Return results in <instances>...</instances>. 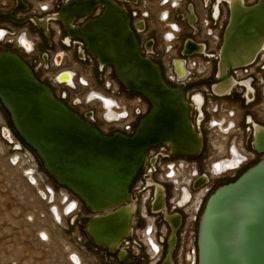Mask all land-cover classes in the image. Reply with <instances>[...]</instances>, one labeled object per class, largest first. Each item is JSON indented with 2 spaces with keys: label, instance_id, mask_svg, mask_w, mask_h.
<instances>
[{
  "label": "built area",
  "instance_id": "built-area-1",
  "mask_svg": "<svg viewBox=\"0 0 264 264\" xmlns=\"http://www.w3.org/2000/svg\"><path fill=\"white\" fill-rule=\"evenodd\" d=\"M23 1L26 9L17 10L16 16L25 17L27 21L17 24L0 20V29L6 31L1 43L8 45L6 49L16 53L34 75H39V78L35 77L49 87L55 98L102 135H132L139 120L149 111L148 101L135 92L123 94L112 66L99 65L86 51L84 42L69 36L57 20H47L51 41L50 45L47 44L43 32L35 27L31 18H48L58 11L62 0ZM115 1L129 15L141 54L149 58L156 54L159 57L156 63L164 81L184 89L183 96L190 107L191 125L200 134L202 144L200 152L192 157L173 155L166 143L149 146L144 163L130 186L129 203L133 204L134 212L128 232L119 240L114 253L92 245L95 250L113 255L118 264H125L117 258L119 251L132 258L131 264L139 257H144L146 264H160L170 234L166 217L178 214L180 222L176 230L173 264H197L198 222L206 199L218 181L234 178L261 156L253 147V134L255 124L264 126V50L259 51L255 63L232 67L229 73L233 83L229 92L218 95L212 90V80L216 78L217 50L226 23L228 9L225 2ZM14 7L15 0H0V13H8ZM101 10V6H95L90 14L75 18V25L98 16ZM191 15L194 20L189 23ZM139 22H142L143 29L135 27ZM30 28L35 32H30ZM23 37L30 41V48L24 44ZM187 40L200 45L201 50L183 53ZM148 41L152 42L149 51L145 49ZM43 42L45 47L41 48ZM175 60L182 62L184 76L177 74ZM94 65L99 73H103L102 89L92 78ZM67 72L72 74L69 81L61 78ZM94 92L102 93L105 95L103 98H111L113 104L107 108L102 97L94 95L91 98L90 94ZM3 130L0 131L1 136L7 140ZM13 147L14 150H21V144H14ZM24 151L31 159L30 166L24 169V174L29 177L37 173L39 164L30 150ZM201 178L205 180L195 186ZM60 187L63 189L55 193L53 187L45 186L43 196H57L60 217L66 219L67 226L74 227L78 241L82 239L77 228L81 219L87 221L96 215H109L118 206L91 210L70 189L63 185ZM158 188L163 190L164 203L161 208L153 210ZM84 236L87 238L85 233ZM37 239L47 242L49 235L42 232Z\"/></svg>",
  "mask_w": 264,
  "mask_h": 264
},
{
  "label": "water",
  "instance_id": "water-1",
  "mask_svg": "<svg viewBox=\"0 0 264 264\" xmlns=\"http://www.w3.org/2000/svg\"><path fill=\"white\" fill-rule=\"evenodd\" d=\"M95 6L102 8L98 16L71 25L78 16L90 14ZM25 9L23 0H15V7L0 13V20L24 23L27 19L15 14ZM58 14L63 30L82 40L99 65L112 66L123 88L148 101V113L139 120L132 135L104 136L55 98L9 49L0 51V103L15 132L59 185L70 189L91 210L118 205L112 214L88 219L84 225V233L93 245L114 253L133 219L130 186L144 163L147 148L166 143L173 155L192 157L200 152L202 140L191 125L184 89L168 85L159 65L141 54L125 8L115 0H62ZM31 19L50 45L47 26L38 24L41 19L37 17ZM193 20L191 15L189 23ZM135 27L143 29L142 22ZM237 38L257 40V44L264 40V0L244 8L229 6L216 78L212 80V90L218 95L229 92V71L235 66L227 54L235 52ZM151 44L145 43L147 51ZM200 50V45L187 40L183 53ZM177 63L182 68V73L177 74L184 76L182 62L175 60V67ZM253 147L261 153L260 158L236 179L218 186L205 202L198 222L197 264H264V126L260 124L254 125ZM204 180L201 178L195 186ZM163 203L164 193L158 188L152 209L161 208ZM166 219L170 234L160 264H173L180 216L174 214ZM97 227L100 241L93 235ZM110 242L114 245L110 246ZM117 258L125 264L133 262L123 251L117 253Z\"/></svg>",
  "mask_w": 264,
  "mask_h": 264
},
{
  "label": "rangeland",
  "instance_id": "rangeland-1",
  "mask_svg": "<svg viewBox=\"0 0 264 264\" xmlns=\"http://www.w3.org/2000/svg\"><path fill=\"white\" fill-rule=\"evenodd\" d=\"M254 1L245 0L246 4ZM30 32H35V29L30 28ZM6 47L8 45L0 42V51ZM40 47H45L44 42ZM151 59L159 62L156 54ZM35 76L39 78L38 74ZM92 78L102 89L103 73H99L95 65L92 67ZM120 91L132 94L122 86ZM10 124L9 116L0 104V131L8 128L11 135V142H8L0 133V264H78L73 256H77L81 264H118L113 255L95 250L84 236L86 220L81 219L77 223L79 235H82L81 241H78L74 227L67 226L66 219L60 217L57 196L44 197L45 186L53 187L55 193L63 189L53 177L40 166L36 174L29 177L24 174L31 160L24 149L29 148L11 133ZM14 144H21V150H14ZM245 169L234 178L218 181L213 191L236 179ZM42 232L48 233L47 242L38 241V234ZM133 264H146V259L139 257Z\"/></svg>",
  "mask_w": 264,
  "mask_h": 264
},
{
  "label": "bare ground",
  "instance_id": "bare-ground-1",
  "mask_svg": "<svg viewBox=\"0 0 264 264\" xmlns=\"http://www.w3.org/2000/svg\"><path fill=\"white\" fill-rule=\"evenodd\" d=\"M217 1L218 2H220V1L225 2L227 4L226 6H227V9H228L227 10L226 23L223 26V29H222V32H221V36H220V43H219V47H218V50H217V59H219V54L221 52L220 50H221L222 41H223V31H224V28H225V26H226V24L228 22V19H229V6H231L233 9L236 6H240L241 8H244V7H247L249 5L251 6V5L255 4L257 2V0H255L254 3H252V4H246L245 0H217ZM15 16H16V14H15ZM16 17H18V16H16ZM57 17H59L58 11H56L54 14H50V16L48 18H44V19H41V20L37 21V23L40 24L41 26H45L46 25L47 28H48V22H47V20L48 19L57 20L58 19ZM61 17H64V15H61ZM67 21L70 22V20H67ZM71 25H75V19L71 22ZM5 34H6V31L4 29L0 30V42L2 41L3 38H5V36H4ZM1 37H2V39H1ZM18 37H19V35L16 38H18ZM136 38H137V36H136ZM23 42H24V44L26 45L27 48H30L31 47V43H30V41H28V39L26 37H23ZM236 45L237 46H236L235 52H233V53L230 52L229 54H227L228 55L227 57H231L230 58L231 59V62L233 63V65L235 67L247 66V65H251V64L255 63L256 57H257L259 51L262 50V49L264 50V40L260 44H257V40H247V41H244V40H240L239 38H237ZM59 59H60V57L57 58L58 61H59ZM180 67H181V65H179V63H177L176 64V71L179 74L182 73V68H180ZM113 74H114V71H113ZM71 76H72V74L70 72H67V73L63 74L61 76V78L64 79V80H68L69 81L71 79ZM162 78H163V76H162ZM232 83H233V80L231 79V84ZM94 95L96 97H102V98L105 97V95H103L100 92H98V93H95L94 92V93L90 94V97L93 98ZM103 100H104L103 104L107 108L110 107L112 105V103H113V101H112L111 98H103ZM3 135L7 139L6 141L11 142L10 130L8 128H4ZM100 217H103V216L96 215L94 218H100ZM100 233H101L100 232V228L97 227L96 230H95V233L93 235L95 236L94 238L96 240H98V241H100V237H101L100 236ZM109 245L112 246L114 244H113V242H110ZM196 258H197V253H196ZM73 259L76 261V263L81 264L79 262V258L77 256H73Z\"/></svg>",
  "mask_w": 264,
  "mask_h": 264
},
{
  "label": "trees",
  "instance_id": "trees-1",
  "mask_svg": "<svg viewBox=\"0 0 264 264\" xmlns=\"http://www.w3.org/2000/svg\"><path fill=\"white\" fill-rule=\"evenodd\" d=\"M1 104V103H0ZM5 110V109H4ZM7 113V112H6ZM10 126H11V131H12V133H14L15 135H16V137L24 144V145H26L28 148H29V150L33 153V155L35 156V158H36V160H37V162H38V164H39V166L40 167H42V164H41V162H40V160H39V158L36 156V154H35V152L26 144V143H24V141L18 136V134L15 132V130L13 129V127H12V125L10 124ZM43 168V167H42Z\"/></svg>",
  "mask_w": 264,
  "mask_h": 264
},
{
  "label": "flooded vegetation",
  "instance_id": "flooded-vegetation-1",
  "mask_svg": "<svg viewBox=\"0 0 264 264\" xmlns=\"http://www.w3.org/2000/svg\"><path fill=\"white\" fill-rule=\"evenodd\" d=\"M113 104V103H112Z\"/></svg>",
  "mask_w": 264,
  "mask_h": 264
}]
</instances>
